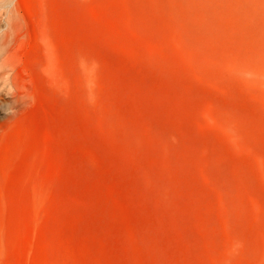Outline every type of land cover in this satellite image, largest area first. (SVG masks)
<instances>
[{"label":"rangeland","instance_id":"374dc122","mask_svg":"<svg viewBox=\"0 0 264 264\" xmlns=\"http://www.w3.org/2000/svg\"><path fill=\"white\" fill-rule=\"evenodd\" d=\"M0 264H264V0H0Z\"/></svg>","mask_w":264,"mask_h":264}]
</instances>
